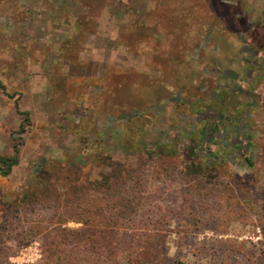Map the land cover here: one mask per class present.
Segmentation results:
<instances>
[{
	"label": "rangeland",
	"instance_id": "374dc122",
	"mask_svg": "<svg viewBox=\"0 0 264 264\" xmlns=\"http://www.w3.org/2000/svg\"><path fill=\"white\" fill-rule=\"evenodd\" d=\"M263 10L0 0V156L19 149L0 178V264H134L122 238L99 257L86 245L46 259L57 248L44 236L84 228L59 214L103 182L107 162L120 176L106 192L128 199L125 233L149 253L139 264H264V51L245 42ZM227 87L235 95L221 98L237 105L219 116L209 104ZM17 110L30 117L23 131Z\"/></svg>",
	"mask_w": 264,
	"mask_h": 264
},
{
	"label": "trees",
	"instance_id": "16d2710c",
	"mask_svg": "<svg viewBox=\"0 0 264 264\" xmlns=\"http://www.w3.org/2000/svg\"><path fill=\"white\" fill-rule=\"evenodd\" d=\"M245 42L256 53L264 51V10L261 20L251 24L249 28V38H247ZM0 88H4L1 83ZM225 91L229 94L231 93L232 97L236 93V89L234 88L227 87L225 90L221 89L220 91L215 92L217 98L216 103L209 104L219 116L224 114L226 108L229 109L230 107L232 108V106L234 108L237 105L236 100L232 99V101L230 100V105L227 106L229 103L221 98ZM17 111L24 117L23 123L21 124V130L23 131L22 126L24 123H30V117L27 112ZM187 158L190 161L196 160L195 156L192 154L187 155ZM246 161L251 165L252 162L249 158H246ZM18 163L19 149L15 146L13 155L0 156V178L9 176ZM106 166L110 167V174L105 175L106 177H104L103 182L96 183V185L91 188L90 194L84 195L85 193H83L84 196H79L72 204L65 205L68 209L62 214H59L60 217H64L65 219L72 218L73 220L82 223L84 228L77 231L57 228L50 232V234L44 236L45 241H48L49 239L53 241L54 245H52L51 248H57L56 251L52 250L54 253H49L46 259L52 258L55 255H65L66 257L72 255L77 256L80 254V247H86V245H88L89 248L85 250V256L92 257V255H94L99 257L103 254L100 252L101 248L109 246V243L113 241L116 242L118 239L122 238L124 243L127 244V247L132 250H127L128 252H126L132 257L131 260H129L131 263L139 264L146 261L149 256L148 251L142 252L140 250L142 247H140V244L138 243H136L133 248V243L137 241L139 242L140 240L125 233V226L133 221L131 220L130 212H128L130 207L128 199H125L126 203H124L123 199L111 196L106 192L111 184V180L118 179L120 176L119 167L112 162H107ZM56 199L57 198L51 200L50 198L49 201L58 206L60 200L57 199V201H55ZM133 202H135V209H139L141 200L136 198L131 204H133ZM132 248L135 252H133ZM111 254L112 253H110L109 256ZM117 263L121 264L120 262ZM59 264H61V262H59Z\"/></svg>",
	"mask_w": 264,
	"mask_h": 264
}]
</instances>
